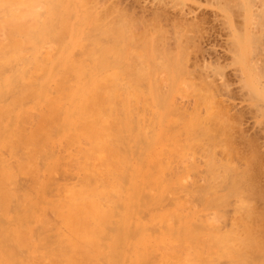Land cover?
Wrapping results in <instances>:
<instances>
[{
    "label": "bare ground",
    "instance_id": "1",
    "mask_svg": "<svg viewBox=\"0 0 264 264\" xmlns=\"http://www.w3.org/2000/svg\"><path fill=\"white\" fill-rule=\"evenodd\" d=\"M167 1L168 4L165 0L153 3L158 4L155 6L160 10L178 12L182 18H188L187 21L196 16V10L186 11L183 0ZM95 2L0 0V264H217L218 259L215 263L213 257L221 258L220 261L225 259L227 264L243 263L240 250L249 241H242L241 247L239 232L236 233L240 239H236L230 230L227 240L220 232H195V224L187 217L189 214L183 218L176 210L175 215L172 207L177 208V199L170 197L171 200L163 192L165 175L170 178L176 175L171 164L165 169L162 166L165 150L169 144L173 147L183 141L185 148L193 139H198L196 127L189 129L192 123L186 128L183 125L199 119L201 112L202 115L203 111L207 112L212 99L206 102L204 94L196 91V85L190 96L184 93L186 98L181 97L180 103L166 100L161 90L167 84L170 89L193 86L186 81L190 68L186 70L181 61L172 60L175 50L171 47L172 54L163 48L169 43L160 39L161 49L153 44L154 39V43L158 40L153 31L157 33L160 24H156L159 30L151 31L149 27L155 25L152 24L155 20L150 18L149 24L145 21L148 25L145 28L154 38L144 32L145 25H142L143 34L153 40L144 36L146 41L136 45L132 37H127L131 36V29L127 32L129 27L124 28L127 33L121 30L124 23L119 26L120 33L110 32L111 36L124 33L120 38L115 37L119 40L117 44L109 47L108 31L118 26L109 23L112 19L114 22L118 11L113 13L114 18L108 19L109 23L107 21L109 26L115 27L106 30V23L101 31ZM211 3L221 25L232 34L230 37L237 47L235 69L242 80H246L250 59L247 49L233 34L237 31L234 23L240 20L246 26L249 21L255 22L259 32L251 44L255 42L264 61V0H211ZM99 8L104 12V7L99 5ZM122 20L120 22L127 21V25L132 22L129 18L130 22L126 18ZM99 23L103 25L101 20ZM176 27L178 30V25ZM179 29L181 31L173 32L174 37L173 33L163 31L165 37L167 33L171 35L173 49L175 47L177 52L184 43L182 39L186 44L193 35L191 32L190 36L189 32L186 35L181 26ZM245 34L246 30L240 37L244 38ZM134 48H139L138 56ZM131 49L136 55L130 53ZM180 52L185 61L188 56ZM259 64L258 67L262 63ZM193 75L190 76L197 78ZM215 77L217 79V75ZM203 82L200 83L202 89L208 83ZM249 93L256 99L253 92ZM259 98L253 104L264 116V96ZM196 144L195 148H201ZM182 151L180 154L184 153ZM209 162L214 163L213 159ZM170 193L166 195H172V191ZM189 196L193 197L189 203L194 198L200 200L195 194ZM187 203L183 206L189 209ZM206 204L208 208L217 206L210 200Z\"/></svg>",
    "mask_w": 264,
    "mask_h": 264
},
{
    "label": "rangeland",
    "instance_id": "2",
    "mask_svg": "<svg viewBox=\"0 0 264 264\" xmlns=\"http://www.w3.org/2000/svg\"><path fill=\"white\" fill-rule=\"evenodd\" d=\"M88 1H90V0H88ZM97 1L100 4H98ZM146 1L147 0H96V2H95V0H94L95 5L98 9H100L99 5L102 6V8L104 7V12L102 11L103 9L102 10L100 9V11H102V12H99V10L97 9V12H98L97 13L98 14L97 20L98 19H99V21L101 20L103 25H104L107 23V21L110 17H111L110 19H112L116 16L117 18H114V22L112 19L111 23H109V21H108V23L109 24L113 23V25H115V26L118 25V26H116V29L119 28V26L121 27L122 24H123V26L126 24L124 27H121V30L122 29L124 30V28L128 29V27H129L127 32H129L130 29L131 30L133 29L134 31L132 30V32L130 30L131 36H129V34H128L127 37L128 38L132 37L131 40H133V41L135 40L137 44L135 42L134 43L136 45H138V44L140 45V43H142L143 41H146V39L149 38L148 37L149 33L152 30H154V28L155 29L158 28L157 27V26H159L158 24H160V30H159V28L157 29L159 31L156 30L158 34H159V32H163L165 30H167L168 33L170 32L169 34H172L173 32H176V31H181L179 29L180 26H181L182 31L185 34L189 32L188 33L189 35L188 34H186V35L190 36L191 34H193L190 36L191 37L190 39H192V40H190V39L186 40L187 42L189 41V43L186 42V44H185V39H182V42H184V43L181 42L182 47H180L179 51L177 52L175 47L173 49L174 40H173V38L170 37L171 35H168V33H167L166 36L167 37L169 36L167 38V37H165L166 32H163L162 34L158 35L155 32V30L153 31V35L154 34L157 35V37H156V35H154V37L156 39H158L156 43H154V41H156L154 39L153 44L158 45L159 47L158 46H156V47L158 49H161L160 45L163 46V44H161L162 42L160 39H162L163 42H165V43L166 42L169 43L168 44L169 47H168V45L167 46L165 45L166 48H165V46L163 48L166 50H169V52L171 51L170 52L171 54L175 50L174 53L171 55L172 60L173 61L175 60V62L181 61V64L185 65V66L183 65V67H185L186 70H188V68H190V69L193 68V72H194V75L191 74L193 72L190 71V69H189L188 70L189 73H187L188 75L186 76L187 83H190V87L191 86H193V87H191L189 89L187 86H179V87L176 86V88L170 89L167 87L168 86V84H167L165 87L166 89L163 88V91L165 93H163V91L161 90V93L163 94V95L162 94L161 95L163 97L166 96L167 97L166 100L170 99V101L173 100L174 102L178 101V103H180L182 99L186 98V96H190L189 95L190 91L192 90V88H194V86L196 87V85H197L196 91L198 93L202 92V94H204L203 97H204L205 101L206 100L211 101V99H212V101L210 102L211 105H210V107H208L211 112H209V110H206L207 112L203 111L204 113H207V114L204 115V113H203V115H202V112H201L199 119L192 121V122H190V120L187 122V120H186L185 123L187 122L188 124L183 125L186 128L187 126L190 127L191 125H189V124L192 123L193 126L190 127L189 129L192 130L196 127V130H195L196 135L195 136L198 135L197 136L198 139H196V140L193 139V142L191 141L190 144L188 145L189 148L188 147L184 148V143H183V141H181V143L179 142L181 145L176 143L177 146L173 145V147H172L171 144H169V146L165 150L166 152H165V156L163 158L164 160H163L162 166L165 169L167 164H171V166L175 167V169H176V170H174V168H173V171H176V175L173 178H170L168 175H165L166 180L163 183V185L165 186L163 189V192L165 193L166 197H169V198L175 197L174 199H177V202L179 203L177 208H175V206H174V208L172 207L174 214L175 215L178 214V212L176 210L179 211L178 215L179 216L181 215V217H183V218L185 217V215L189 214L187 217H188V219H192L193 224H195V226H194V228H196L195 232H201L202 231L203 233L209 232L211 234H217V232L218 233L220 232L219 234L223 235V237L225 236L224 239H226V240L230 236V233H232L231 235H233L234 238H236V239H237V237H239L238 235L240 234L241 239H242V237L245 238V240L244 239L241 240L240 237L238 238V239H240L239 241H240L241 247H242V243H241L242 241H244L246 243L248 241L250 242V244L248 242V244H246L243 247L244 249L242 248L240 250V254L242 255V256L240 255V261L242 260V262H243L241 264H255V263L256 264H264V119H263L264 116H262L259 113V111L255 105L257 103L256 101L260 99L259 97L264 96V89H263V87H264V76L262 77V74L264 75V61H263L262 56L260 55V51H258V49H257L255 42L251 44V41H255V38L257 37L256 35H258V34H256L259 32V31H257L259 29H256L258 26H255L256 25L255 22H252V24H251L250 21L247 23L246 26L243 25V23L240 20L239 21L235 20L236 22L234 23L236 25L237 31H235V33H233V34L242 43L244 48L247 49V58L250 59V70H246L247 75H249L247 77L248 79L246 78V80L245 79L242 80V78L239 75V72L238 71L236 72V69H235L237 67V64H236V62H234V60L236 59V54L234 56V51H237V50H235V49H237V47L233 44V40L230 37L232 34L230 35L231 32L224 25H221L219 19L216 17L217 15H215V13H213L214 11H212V9L213 8L215 9V7L211 5L212 4L211 0H210V2H209V0H204V1L203 0H183V2L186 3V5L183 3L185 5L184 8L187 9L186 11H191V9H192V12H194L195 10L197 11V12L196 11L194 12V14L196 16H194L193 19H189V21H187L188 18H186V19L182 18L178 14V12H172L169 9H167V10L161 9L160 10V9L156 8V6L158 7V4L156 5L155 3H153L154 0H148L149 3H146ZM166 1L167 0H165L164 3L168 4L169 2L167 1V3H166ZM207 2H209L210 4L209 3L207 4ZM151 3H153L152 6L149 5ZM195 5H197V6H195ZM187 6H188V8H187ZM151 8H152V10H151ZM206 8L207 9L209 8V10H207ZM116 9H118V10H116ZM117 11L120 12L121 16L122 15H124V16L123 17L119 16V13ZM160 11H161V13H160ZM114 12L115 13L117 12L116 15ZM113 13L115 15L114 17H113ZM185 13H187V12H185ZM118 16L120 17L121 20H122V18H126V20H128V18H129L132 22L134 21L133 23H135V24H133L132 22H130L128 20L130 22V25H127V23H126L127 21L122 22V21H124V19L120 22V19H118L119 18ZM152 16H153V18H152ZM214 17L217 18L218 20L215 19ZM150 18L152 20H155V23L152 22ZM159 19L160 20L162 19V20L160 22H158ZM176 19H178V20L176 21ZM99 21H97V23L99 24L101 31H102V29L105 28V25L103 27V25H101V23H99ZM117 21H119V24ZM139 21L141 24L138 23ZM145 21L147 24L152 22L153 25L155 24L154 25L155 27L154 26L152 27V25H150L151 27H149V28H152V29H150L151 31L149 29H146V28H148V25L145 24ZM156 22H158V23H156ZM108 23L106 24V30H108L111 26V25L109 26ZM131 23L133 26L131 25ZM174 23L175 24L177 23V24L174 25V27H173L172 25ZM213 23H214V25H212ZM156 24H157V26H156ZM194 24H196V25H194ZM113 25L111 26L112 28L115 27V26L113 27ZM142 25H145V26L143 27ZM177 25L179 27L178 30L176 27ZM190 25L192 26V28H190L191 27ZM131 26L133 28H131ZM141 26L144 29H146V31H144ZM187 26H189V27H187ZM222 26L224 27L225 30L223 29ZM185 27L187 29L189 28L188 29L189 31ZM168 28L169 29L172 28L173 31H171L172 29L169 30ZM175 28H176V30H175ZM238 28H240L241 30ZM253 28H255V29H253ZM116 29L110 28L108 31V36H109L110 42L107 45L109 47H112L113 44L114 45L117 44V41H119V40L118 39L116 40L115 37L120 38V35L123 34L124 32H126V30H127V29L124 30L123 33L118 34V36H117L116 34L120 33L121 30H120V28L117 30ZM161 29H163V30H161ZM226 29L228 31H226ZM114 30H115L116 34L114 33L113 36L114 35L115 36L113 37V36H111V34L114 32ZM245 30H246V34H245L244 38L242 37V35L240 37V34L241 33L243 34V32ZM143 31L146 34L149 32L147 34L148 36L143 34ZM253 31H254V33H252ZM110 32H111V34H110ZM190 32H191V34H190ZM195 32H197L196 35H198L200 38L198 36L196 37ZM126 33L124 34L125 36H126ZM136 34H137V36H136ZM151 34L152 33H150V37H153V35H151ZM161 35L164 37V39L166 38V41L163 39V37L161 38ZM228 35L231 39L228 37ZM144 36H146L147 38L144 39L145 38ZM192 36L194 38H192ZM252 36H253V38H252ZM110 37L112 39L113 38L114 39L112 40ZM172 37H174V33L172 34ZM250 37L252 39H250ZM227 38H229V39H227ZM149 39H152V38H149ZM194 39H197V40H194ZM114 41H116V42L112 43ZM140 41H142V42H140ZM158 42H160V43L157 44ZM191 42L192 43L194 42V43L191 44ZM231 43H232V45H231ZM194 44H195V46H193ZM170 47L172 48L173 51L171 50ZM231 47H232V49H231ZM233 47H235V48H233ZM254 48H256V49H254ZM137 49L139 51V48H137ZM137 49L134 48L135 52ZM182 49H184V51ZM250 49L251 50L254 49V51L256 50V52L254 53V51L252 50L253 51V53H252V51ZM132 50L133 49H131V51H130L131 54L134 51V50L133 51ZM166 50H164L165 53L167 52ZM186 50L190 51L189 52L190 55H189L188 51H186ZM180 51L185 52L186 57L188 56L187 58L191 62L188 61L186 57L185 58H186L187 62L189 63V65L187 64L186 60L184 61V54H182ZM135 52H133V53L135 55L137 53L136 56H138L140 54V53L138 54V52H136V53ZM251 53L253 54V56ZM258 53H259V55H258ZM135 55H134V57H136ZM173 55H175V56H173ZM167 56H170V54ZM232 56L235 58H233ZM255 57L257 60L255 59ZM253 59L255 62L253 61ZM256 61L258 64L260 62V64L262 63L263 65L259 64L260 66L258 67V64H256ZM254 63H255V66H254ZM186 65L188 67H186ZM251 65H253L252 67H254V69L251 67ZM195 66H196V68H194ZM213 68H216L217 71L215 72L216 69H213ZM194 69H197V71L200 69L198 71V75H197V71H194ZM256 69H259V72ZM219 71H220V73H219ZM205 72L207 75L205 74ZM211 72L213 73V75ZM203 73H204V75H203ZM222 73H223V75H222ZM190 75H193L197 78H193ZM216 75H217V79L215 77ZM218 76H220L221 79ZM255 76H256V78H255ZM161 77H163L162 79L164 80V75H161ZM188 77H190V79H188ZM257 78L260 81H257L256 80ZM196 79L199 81H197ZM204 79L208 80V81H205ZM240 79H241V81H239ZM191 82L193 85H191ZM195 82H196V84H194ZM199 82L201 83V85H202V82L205 85L208 82L211 84V86H210V84L207 83L206 87L203 85V89H202ZM242 85H243V87H242ZM188 86H189V84H188ZM182 87H185L188 90L185 88H184L185 89L184 90V89H182ZM207 87H209V88H207ZM210 87H212V88H210ZM205 88H206V90H204ZM244 88H246V90H244ZM168 90H169V92H168ZM194 90L195 89H193L192 92ZM180 91H181V93H180ZM196 91H195V93H197ZM205 91L208 94L210 93L209 95L212 98H210V96H208L207 93L205 94ZM247 91H248V93H247ZM187 92H188V94H187ZM192 92H191V94H193ZM216 92H218L219 94L218 93L215 94ZM249 92H253L255 94L256 99H254V97H252V95ZM184 93L187 94L185 97H184ZM168 94H169V96H168ZM177 95H179V96H177ZM216 95L219 98L216 97ZM213 96H215V97H213ZM181 97H183V98L181 99ZM214 99H215V102H214ZM248 100H251V101H248ZM252 100H254L255 102ZM209 101H206V102L209 103ZM208 103H206V105ZM253 103H255V104H253ZM249 104L253 105V106H250ZM254 106H255V108L253 109ZM254 113L257 115H255ZM211 116L213 118H211ZM203 117H204V120H202ZM205 117H208V119L207 118L205 119ZM255 117H257V119ZM200 119H201V122H200ZM259 121H260V123H259ZM183 124H184V122H183ZM194 125H196V126H194ZM204 135H206V137ZM202 136H204V137H202ZM181 139H184V138L182 137ZM211 140H212V142H211ZM174 141H176V140H174ZM194 143H197L196 144L197 147H198V144H200L199 146H201V148H195L196 146L194 145ZM207 143L209 144V147H208ZM210 144H211V146H210ZM192 145H193V147H192ZM202 145H205V148ZM190 147L193 149H191ZM207 147L211 149V150L209 149L210 152L208 150L209 153H207V149H208ZM179 148H182V149H179ZM203 148H204V150H203ZM180 150L181 151L185 150V151H182V152H184L183 153L184 155L182 153H181L182 155L180 154V152H181ZM193 150H195V151H193ZM170 151H171V153H169ZM185 152H187V153L185 154ZM212 155H213V157H212ZM181 158H183V159L181 160ZM210 159L211 160L213 159L214 163L209 162V161H211ZM212 164H213V166H212ZM216 166H217V168H216ZM213 169H216V170H213ZM225 177L227 180L226 179L224 180ZM169 178H170V180H169ZM222 179L224 181L220 183V181ZM228 179H230V180H228ZM207 181H210V182H208L209 184L207 183ZM222 183L224 185H222ZM169 184H170V186H168ZM226 185H227V187H226ZM171 186H173V187H171ZM169 190H170V192L172 191V195H166V193H168V194L170 193V192H168ZM190 193L195 194L196 197L200 196L199 197L200 200H198V198L197 199L194 198L192 200V202L189 203L188 201H190L191 197H192V196H189ZM203 197H204V199L201 201V199ZM209 200L214 201V203L217 206H214L213 208L212 207L208 208L206 202H208ZM187 202L189 203V205H188L189 209H187L186 206H183ZM238 207H239V209L240 208L242 209V207H243V209L242 210L240 209V211H239V209L238 210L236 209ZM172 209L170 208L169 211H172ZM243 210H245V212H246L245 216L243 214L244 213ZM235 229L238 231H235ZM230 230H233V231L230 232ZM226 232L227 233L230 232V233H228V235H226L227 234ZM236 232H239V234ZM246 233L249 235H246ZM250 235H251V237H250ZM252 242H255V243H252ZM227 243H228V245L230 244V242L226 241V244ZM226 246L227 245H225V247ZM254 247H255V249H254ZM244 253H245V256H244ZM220 255H221V253L218 254V256H220ZM214 258H215V260H214L215 263L218 259L217 264H227V261H225V259L220 261L221 258L213 257L212 259H214ZM242 258L244 259V261Z\"/></svg>",
    "mask_w": 264,
    "mask_h": 264
}]
</instances>
